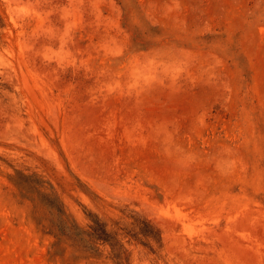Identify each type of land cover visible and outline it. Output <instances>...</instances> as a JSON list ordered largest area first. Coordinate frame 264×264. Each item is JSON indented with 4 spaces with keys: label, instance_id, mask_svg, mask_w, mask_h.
<instances>
[{
    "label": "rangeland",
    "instance_id": "374dc122",
    "mask_svg": "<svg viewBox=\"0 0 264 264\" xmlns=\"http://www.w3.org/2000/svg\"><path fill=\"white\" fill-rule=\"evenodd\" d=\"M0 264H264V0H0Z\"/></svg>",
    "mask_w": 264,
    "mask_h": 264
},
{
    "label": "trees",
    "instance_id": "16d2710c",
    "mask_svg": "<svg viewBox=\"0 0 264 264\" xmlns=\"http://www.w3.org/2000/svg\"><path fill=\"white\" fill-rule=\"evenodd\" d=\"M39 196L42 202L49 208L54 209L57 215L61 214L63 206L60 204L56 196H50L43 193H39ZM59 222L60 224L58 226L62 229L61 234L73 235L82 244L87 252H92L96 255L98 251L96 249L95 243L101 241L104 242L102 238L101 226L98 223L93 222V224L89 227V230L85 231L74 222H69V224H63L61 223V220H59Z\"/></svg>",
    "mask_w": 264,
    "mask_h": 264
}]
</instances>
